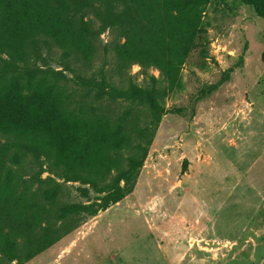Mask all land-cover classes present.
I'll use <instances>...</instances> for the list:
<instances>
[{
    "label": "rangeland",
    "instance_id": "rangeland-1",
    "mask_svg": "<svg viewBox=\"0 0 264 264\" xmlns=\"http://www.w3.org/2000/svg\"><path fill=\"white\" fill-rule=\"evenodd\" d=\"M109 1L126 19L135 13L126 0ZM89 3L73 10L80 24L95 18L96 2ZM201 14V38L176 83L152 64L117 66L112 47L126 32H99L88 73L100 79L103 70L127 90L130 81L150 88L155 77L161 115L130 91L112 97L79 89L76 100L95 103L111 124L108 132L96 129L109 140L92 144L84 172L93 176L75 177L45 154L25 156L19 181L34 210L18 231L22 250L0 249V264H264V18L241 0H211ZM33 53L38 68L79 84L58 49L40 43ZM6 59L1 52L0 71ZM226 71L223 84L202 92ZM134 159L140 164L119 183L124 197L107 198Z\"/></svg>",
    "mask_w": 264,
    "mask_h": 264
},
{
    "label": "trees",
    "instance_id": "trees-1",
    "mask_svg": "<svg viewBox=\"0 0 264 264\" xmlns=\"http://www.w3.org/2000/svg\"><path fill=\"white\" fill-rule=\"evenodd\" d=\"M89 1L96 2L95 18L80 24L73 10L88 9ZM89 1L0 0V53L7 55L0 71V249L6 255L22 250L18 231L30 225L34 210L27 188L21 187L24 182L19 181V170L26 168L22 163L25 156L45 154L75 177L88 180L93 176L84 171L91 168L93 142L103 138L96 129L108 132L111 124L108 117L96 113L95 103L76 100L79 89L112 97H126L130 91L132 97L144 100L153 113L161 115L163 107L158 101L155 77L150 88L130 81L127 90L106 77L103 70L100 79L88 73L99 56V32L108 28L126 32L125 41L112 47L117 66L124 68L134 61L152 64L176 83L180 66L201 38L202 9L211 0H126L135 11L127 14L128 19L109 0ZM241 1L264 18V0ZM40 43L61 52L66 70L74 73L79 84H70L62 72L36 66L32 56ZM243 61L242 55L239 64ZM226 75L228 71L202 92L217 89ZM108 140L99 142L105 144ZM139 164L134 159L129 169L113 180L107 198L118 201L124 197L119 183ZM43 198L57 201L56 197ZM70 207L63 206V216L71 215ZM99 208L105 209L106 205Z\"/></svg>",
    "mask_w": 264,
    "mask_h": 264
}]
</instances>
